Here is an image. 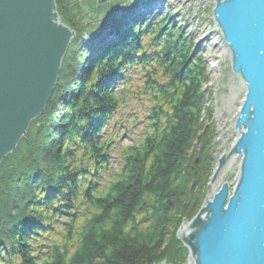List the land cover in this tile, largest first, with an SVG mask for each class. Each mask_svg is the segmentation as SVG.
<instances>
[{
  "label": "trees",
  "instance_id": "16d2710c",
  "mask_svg": "<svg viewBox=\"0 0 264 264\" xmlns=\"http://www.w3.org/2000/svg\"><path fill=\"white\" fill-rule=\"evenodd\" d=\"M55 1L75 36L44 111L0 164V264H187L177 232L214 163L205 57L166 17L85 48L118 0Z\"/></svg>",
  "mask_w": 264,
  "mask_h": 264
},
{
  "label": "water",
  "instance_id": "95a60500",
  "mask_svg": "<svg viewBox=\"0 0 264 264\" xmlns=\"http://www.w3.org/2000/svg\"><path fill=\"white\" fill-rule=\"evenodd\" d=\"M211 19L243 93L212 195L177 238L191 264H264V0H214ZM73 37L55 0H0V164L45 109ZM232 162L235 182L219 184Z\"/></svg>",
  "mask_w": 264,
  "mask_h": 264
},
{
  "label": "rangeland",
  "instance_id": "374dc122",
  "mask_svg": "<svg viewBox=\"0 0 264 264\" xmlns=\"http://www.w3.org/2000/svg\"><path fill=\"white\" fill-rule=\"evenodd\" d=\"M210 7V0H173L167 5H164L163 8H160V10H156V17H160L164 13L170 11L169 15L173 14L172 16L176 19V22H189V25L187 26L188 30L193 34L196 48L204 52L202 55L205 57L207 63L208 81L206 84V90L209 91L211 97L207 106L211 108V119H206L204 121L203 130L210 131L212 135L211 146L213 149L214 163L202 189V195H204L203 203L207 197L210 198L212 195L210 179L215 170L216 159L228 151L233 142V136L235 135L233 132V122L238 108V106L231 105L224 101L228 98L227 96L229 93L236 95V90H232L231 88L233 85L236 87L237 80L230 73L227 53L224 50V46L222 45L218 37L219 35L211 21ZM123 15H125V13L121 12L118 16L122 17ZM197 23L200 24V28L196 32L193 27L196 29ZM106 32L107 31H105V33ZM105 33L102 34V36H104ZM90 46L91 43L89 41L83 45L85 48H89ZM233 99L236 100L237 98ZM237 102H239L238 99ZM126 118V115L123 113L116 117V120L114 121V123L117 124L116 128L120 127V132H122L124 123L126 124ZM124 141L125 143L129 142L128 139ZM199 149V145H196L190 155H194V151L198 152ZM197 161L198 158H196V162ZM237 169L238 164L226 166L218 175L219 184L223 182L233 184L237 176ZM187 264H191V261L189 260Z\"/></svg>",
  "mask_w": 264,
  "mask_h": 264
},
{
  "label": "flooded vegetation",
  "instance_id": "af4514ba",
  "mask_svg": "<svg viewBox=\"0 0 264 264\" xmlns=\"http://www.w3.org/2000/svg\"><path fill=\"white\" fill-rule=\"evenodd\" d=\"M129 1H131V3H133L134 5L132 9L135 15L133 16V19H135L134 23L136 22L141 23L143 20H147V19H150L152 16H155L157 14L156 13L157 9L160 10V8H163L164 5H167L173 0H129ZM157 1H159V4H157ZM238 83L239 82H237V84ZM235 88L237 90V97L239 96V94L242 95L243 87L237 86ZM235 96H236L235 94L229 93V95L227 96L228 98L225 99L224 101H226L227 103L231 105H234L235 99L233 98H236ZM231 165H236V164L232 162Z\"/></svg>",
  "mask_w": 264,
  "mask_h": 264
},
{
  "label": "bare ground",
  "instance_id": "6f19581e",
  "mask_svg": "<svg viewBox=\"0 0 264 264\" xmlns=\"http://www.w3.org/2000/svg\"><path fill=\"white\" fill-rule=\"evenodd\" d=\"M224 50L226 51L225 46H224ZM226 53H227V52H226ZM232 75H233V74H232ZM233 76L235 77V79L237 80V82H239L238 84H236V87H237V86H241V87H243L241 81L239 80V78L236 77L235 75H233ZM239 84H240V85H239ZM231 89H232V90H236V88L234 87V85L232 86ZM236 98L239 100V102H237V100H234V105L239 107V105H240V101H241V95L239 94V96L237 97V90H236ZM236 103H237V104H236ZM226 113H227V112H226ZM227 114H228V113H227Z\"/></svg>",
  "mask_w": 264,
  "mask_h": 264
}]
</instances>
